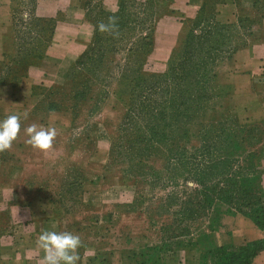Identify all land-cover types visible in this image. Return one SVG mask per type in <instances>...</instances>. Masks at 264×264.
Instances as JSON below:
<instances>
[{
  "label": "rangeland",
  "instance_id": "1",
  "mask_svg": "<svg viewBox=\"0 0 264 264\" xmlns=\"http://www.w3.org/2000/svg\"><path fill=\"white\" fill-rule=\"evenodd\" d=\"M165 1L131 0L120 15L101 11L97 0H91L79 16L64 12L58 20H49L33 18L35 0H18L13 7L15 47L3 60V69L0 66V77L7 68V79L14 84L24 76L36 77L33 94L39 96L40 116L51 109L69 116L49 120L52 128L54 123L63 127L55 129L56 146L19 157L45 159L38 177L48 179V192L71 191L68 198L53 197L55 202L89 221L104 216L105 237L126 241L121 244L128 252L125 264H197L196 254L182 250L197 243L206 246V236L200 235L219 219L212 215L191 223L174 214L182 201L195 198L189 191L196 185L184 179L201 180L205 174L199 167L194 165L189 173L187 167L178 170L174 184L147 170L158 171L176 146L185 148L187 157L196 151L203 155L194 156L213 165L210 179L218 183L217 192L243 196L253 205L249 209L260 206L264 220V151L257 145L264 142V126L243 124L231 115L223 92L213 86L219 55L200 48L195 35L179 39L169 61L154 53L165 21L152 30L150 24L157 12L163 15L170 8L159 4ZM110 18L115 28L100 32L97 25L108 24ZM167 71L169 80L162 77ZM161 108L165 117L159 115ZM151 116L154 126L148 122ZM22 127L21 122L20 136L26 142ZM196 132L212 138L199 141L192 137ZM185 133L191 136L187 144L181 139H187ZM69 163L78 165L76 170L71 171ZM34 172L28 169L25 175L31 178ZM247 177L252 182L242 186ZM85 188L88 197H83Z\"/></svg>",
  "mask_w": 264,
  "mask_h": 264
},
{
  "label": "crops",
  "instance_id": "2",
  "mask_svg": "<svg viewBox=\"0 0 264 264\" xmlns=\"http://www.w3.org/2000/svg\"><path fill=\"white\" fill-rule=\"evenodd\" d=\"M86 1L91 0H35L33 16L56 20L64 12L79 16ZM97 4L103 11L115 13L121 0H97ZM159 4L170 8L163 15L157 12L153 17L154 26L162 19L165 21L157 35L154 53L168 59L178 39L191 31L197 17H203L199 30L195 32L200 34L204 29H212L211 37L223 39L227 48V55L214 68V84L224 93L227 109L240 123L264 126V0H166ZM12 6L13 0H0V63L13 51ZM36 83L32 74L17 86L0 82V117L21 114L22 128L34 123L51 127L49 120L52 117L69 119L62 111L43 113L44 116L37 113L39 96L32 92ZM25 113L27 116L23 118ZM54 124L55 129H63ZM20 135L9 150L0 152V264H42L44 253L36 241L39 233L45 230L79 235L78 264H125L128 252L125 246H121L126 243L125 239L105 237L102 229L107 222L104 216L99 221H89L55 202L53 197L68 198L71 191L48 192V179L38 177L39 171L46 167V161L32 157L21 159L19 156L23 152L34 149ZM58 136L57 132L53 146H56ZM261 148L264 151V142ZM67 165L71 171L78 167L74 163ZM28 169L35 171L31 178L25 175ZM101 170L94 174L95 182ZM262 181L264 185V173ZM20 182L25 185L20 187ZM87 191L89 189L85 188L83 197H88ZM208 234L212 250L238 249L264 241V229L257 228L250 219L239 214L223 216L219 225ZM182 252L196 254L197 264H201L205 253L199 246ZM250 264H264V249L253 257Z\"/></svg>",
  "mask_w": 264,
  "mask_h": 264
},
{
  "label": "trees",
  "instance_id": "3",
  "mask_svg": "<svg viewBox=\"0 0 264 264\" xmlns=\"http://www.w3.org/2000/svg\"><path fill=\"white\" fill-rule=\"evenodd\" d=\"M162 1H164V0H162ZM149 2H150V0H149ZM17 3H18V0H13L12 23L14 21V19H13V13H14L13 7L16 6ZM33 3L35 5V2H33ZM129 3H131V0H121V4L119 5L118 10L114 14L117 13V14L121 15L122 7L126 6V4H129ZM151 3H152V0H151ZM151 3H149V5ZM143 5H146V3ZM158 5H156V6H158ZM99 9L101 11H103L101 9V7ZM32 16H33V11H32ZM33 18H35V17L33 16ZM35 19H37V18H35ZM38 19H45V18H38ZM49 20H51V18H49ZM201 20H203V17H197L195 22L192 25L191 31L186 36L181 37V38H186L190 35L191 36L195 35L196 38L200 39V41H201L199 43L200 48H208V49L212 50L215 55H219V57L217 58L214 66H213L212 78H213V86H214L215 90L221 91L214 84V68H215V65L217 64V62H219V60L221 58H223L224 56L227 55V53L225 52V50L227 48L225 47L223 39H214L213 37H211V34H213L214 30L204 29L200 34H197L195 32V30H197V29L199 30L200 24L202 22ZM152 25L154 28L155 26H154L153 21H152V24H150V30L153 29ZM13 29H14V23H13ZM143 42H142V45L147 47L149 44L148 43V36L144 38ZM14 47H15V31H14L13 50H14ZM211 48H214V49H211ZM174 50L175 49L172 50L171 54L173 53ZM9 55H7L5 58H7ZM221 55H223V56H221ZM169 59H170V57H169ZM169 59H168V61H169ZM2 62L0 63V66L3 69ZM1 72H2L3 76L0 77V82L7 81L14 86H17L21 82L20 81L18 84H14L12 81L7 79L8 78L7 68L4 69V71L1 70ZM167 73L165 75H163L162 77H164V78L169 77L171 79V76H170L168 71H167ZM26 77L27 76H24L21 79H24ZM169 78H168V80H169ZM33 89H34V87H33ZM33 89H32V92H33ZM223 95H224V93H223ZM166 104L167 103L163 102L162 107L166 108ZM140 107H144V105H140ZM165 108H161L162 111H160L161 113L159 112V115L164 116V117L166 116ZM56 111H60V110H55V109L48 110V112H56ZM154 120H155L154 117H152V116L149 117L148 118L149 125L152 124V126H154L153 125ZM241 123H243V122H241ZM243 124H249V123H243ZM251 125L256 126V124H251ZM257 125H260V124H257ZM151 128L153 129V127H151ZM196 133H197L196 135L192 134V137L196 136L195 139H198L199 141H203L206 139V137H210L209 135H205L202 137L199 134V132H196ZM262 133H263V131H262ZM184 135H187V139L186 138H181V139H184V141H187L186 142V144H187V143H189L188 140L191 138V136L188 137V133H185ZM211 138L212 137H210V139ZM260 144H261L260 142L257 143V145H260ZM184 150H185V148L178 149L177 146L175 147V149L172 148V149L168 150V152L166 153V154H168L166 161L162 162V165L158 171L153 170V168H151V167H149L150 169L149 168L147 169L149 172H153L154 175H156V177H160L161 175L166 176L169 184H170V182H172L173 184L175 183L174 175L177 174L176 172L178 170H185V167L188 168V173H189V170L191 169V167H193L195 165L196 167H199L198 170L200 171V173L205 174L201 180L195 179V181H194L192 178H189V177L184 179L185 182L190 180L196 185L195 188H192L189 191V192H191L192 195H194V193H195V198L192 199L191 197H189L188 199L182 201L181 204L179 206H177V209L175 210L174 214L182 215V217L186 216V220L191 222V223H195L197 221L198 222L202 221L205 217H209L212 215L219 216V219H218L216 224H214V225H212L210 223L208 224L207 229L209 232L213 231V229L219 225L220 220L223 216L231 215V214L242 215V216L250 219L257 228H259L261 230L264 229V220L262 217L263 211H262V208L260 206H257L254 209H253V207L251 209H249L250 206H253V205H251L249 202L246 203L244 201L245 199L243 196L234 197L229 193V191H224L223 192L224 194L217 192L218 183H215L212 181V179H210V177L215 173V171H213L214 170L213 165L207 160L206 161H197V157H195L194 155L203 157V155H200L198 151H196L193 155H190L187 157V155H185V153H184ZM190 158H193L194 160L196 158V161L194 163H191ZM229 181H231V180L229 179ZM251 182H252V180L247 177V178L242 179L241 185L244 186V185H247ZM238 198L241 202L238 201ZM234 200H237V201H234ZM223 207L228 208L230 212L228 213V211H224ZM244 209H246V210H244ZM204 235L206 236L205 237L206 242H207L206 246L203 247V246H201V244H198V243L192 244V247L199 246L201 249H203L205 251V253L203 254L204 256L201 260V264H207V262H209V264H250L253 257L258 252H260L264 249V241H261V242H255V243L247 244V245L240 247L238 249L219 248V249L212 250L209 247V234L208 233H205V234L202 233L200 236H204ZM199 238L201 240V237H199ZM211 258H212V262H211Z\"/></svg>",
  "mask_w": 264,
  "mask_h": 264
},
{
  "label": "clouds",
  "instance_id": "4",
  "mask_svg": "<svg viewBox=\"0 0 264 264\" xmlns=\"http://www.w3.org/2000/svg\"><path fill=\"white\" fill-rule=\"evenodd\" d=\"M115 28L112 18L109 23L103 22L97 25L100 32H109ZM27 114H23L26 118ZM21 114H9L0 119V152L11 148L13 142L21 131ZM27 136L26 143L37 151H47L52 147L56 137V130L52 127L31 124L23 129ZM37 246L44 255L42 264H78L80 259L78 249L81 247L79 235L68 231L45 230L39 233L37 237Z\"/></svg>",
  "mask_w": 264,
  "mask_h": 264
}]
</instances>
